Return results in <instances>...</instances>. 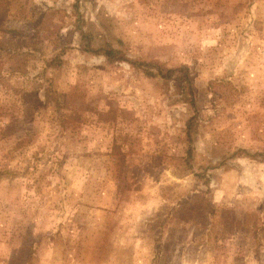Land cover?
<instances>
[{"label":"rangeland","instance_id":"374dc122","mask_svg":"<svg viewBox=\"0 0 264 264\" xmlns=\"http://www.w3.org/2000/svg\"><path fill=\"white\" fill-rule=\"evenodd\" d=\"M85 44L186 66L194 108ZM237 150L264 153V0H0V264H264Z\"/></svg>","mask_w":264,"mask_h":264},{"label":"trees","instance_id":"16d2710c","mask_svg":"<svg viewBox=\"0 0 264 264\" xmlns=\"http://www.w3.org/2000/svg\"><path fill=\"white\" fill-rule=\"evenodd\" d=\"M77 3V2H76ZM78 33H81L79 28H77ZM80 37L86 42L89 38L87 35H80ZM83 51L90 52L94 55L101 56L106 64H111L115 62H124L129 69L133 72H140L147 78H159L163 81L172 82L174 84V88L176 89L177 94L180 96H187L189 97L188 104L190 108H194L193 100H192V91L190 87V74L189 70L186 66H179L175 68H167L163 64L151 62V61H142V60H131L129 58H125L124 56L120 55L117 51L113 50L109 46H104L102 48L91 50L88 48L87 44L83 47ZM60 58L58 55L48 57L46 59L41 60L43 65L42 72L45 69L55 68L60 65ZM42 94L46 99H51L54 104V107L59 105L58 96L52 90H48L45 88H41ZM197 123V114L194 112L190 117H188L184 122V137L186 142V159L185 163L191 160L192 156V135L195 133L196 124ZM235 154H238L240 157L252 158V159H259V161L264 163V153H250L244 150H237ZM204 186L208 187V183L204 180ZM262 206H264V194L262 200Z\"/></svg>","mask_w":264,"mask_h":264}]
</instances>
